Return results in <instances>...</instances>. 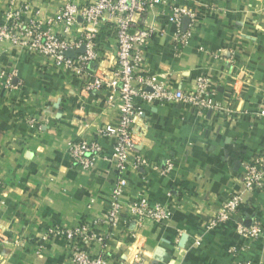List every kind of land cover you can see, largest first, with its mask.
Listing matches in <instances>:
<instances>
[{"label":"crops","instance_id":"obj_1","mask_svg":"<svg viewBox=\"0 0 264 264\" xmlns=\"http://www.w3.org/2000/svg\"><path fill=\"white\" fill-rule=\"evenodd\" d=\"M28 1V15L47 20L66 1L93 0ZM191 3L196 20L183 47L174 48V28L163 5L140 18L155 33L141 48L137 74L182 90L204 75L211 97L233 115L184 103H152L136 118L146 165L128 169L122 198L166 204L171 218L166 224L145 222L134 238L121 224L90 225L91 232L106 235L107 264H132L136 250L143 264H232L229 246L243 243L232 226L257 219L264 230V186L246 194L232 225L207 229L222 200L240 189L243 165L264 148V116L257 113L264 109V0ZM5 4L0 0V18ZM96 40L93 66L98 74H108L116 62L115 32L108 22L99 24ZM1 73L0 264H69V243L44 234L107 212L115 179L107 160L113 140L96 130L115 123L117 113L105 104V90L83 92L80 78L25 49L1 44ZM6 77L14 86L10 90L3 87ZM80 137L95 139L102 149L89 171L74 167L67 153V142ZM168 161L172 169L166 174L153 169ZM98 250L90 244L92 255ZM237 260L264 264V237L239 251Z\"/></svg>","mask_w":264,"mask_h":264},{"label":"built area","instance_id":"obj_2","mask_svg":"<svg viewBox=\"0 0 264 264\" xmlns=\"http://www.w3.org/2000/svg\"><path fill=\"white\" fill-rule=\"evenodd\" d=\"M93 0L86 4L66 1L56 13L47 20L29 16L31 4L28 0H6L3 16L0 18V45L6 43L13 47L25 49L48 60L54 66L71 72L82 81L83 92L105 90V104L117 113V120L104 124L96 130L98 136L112 138V149L107 157L113 164L115 179L108 196L107 212L90 222H81L71 228L52 227L47 229L44 237H59L69 243L71 260L69 264H107L104 251L106 235L93 233L90 225H107L113 228L119 224L129 229L134 238L145 222L152 221L166 224L171 218V211L166 204H150L146 198L123 200L124 188L127 186L128 169H138L146 165L139 148L138 135L134 130L135 120L143 114L144 109L152 104L171 105L184 103L198 110H222L230 118L233 111L228 106L218 104L211 97L209 79L204 75L194 78L190 90L170 89L153 78L137 74L141 65V48L153 37L155 30L140 22L149 9L156 4L166 9L168 22L172 24L174 48L187 44L196 12L191 0ZM212 1V0H206ZM139 19H133V16ZM187 18L183 27L182 20ZM106 21L115 32V66L108 74H98L94 62L98 58L97 33L101 22ZM84 46V52L75 58L66 57L67 49ZM4 76V74H0ZM4 89L14 86L11 78L6 77ZM258 114L264 116V109ZM67 153L74 167L84 171L94 168L100 158L102 149L95 139L77 138L67 142ZM154 170L166 174L172 169L168 161L153 166ZM240 189L228 193L207 223V229H219L232 225L236 214L246 202V194L261 190L264 186V148L254 154L243 165L240 176ZM91 202V201H90ZM87 205L89 208L91 203ZM234 231L243 239L240 245H231L228 252L232 264H253L250 260H237L239 251L248 244L264 237V230L257 219L248 224L235 223ZM91 243L99 250L96 255L89 251ZM144 258L139 250L132 256V264H143Z\"/></svg>","mask_w":264,"mask_h":264},{"label":"water","instance_id":"obj_3","mask_svg":"<svg viewBox=\"0 0 264 264\" xmlns=\"http://www.w3.org/2000/svg\"><path fill=\"white\" fill-rule=\"evenodd\" d=\"M186 22H187V18H183V27H185L186 25ZM84 52V46L81 45L79 48L77 49H67L65 52H64V55L66 57H71V58H75L77 54H80V53H83Z\"/></svg>","mask_w":264,"mask_h":264}]
</instances>
